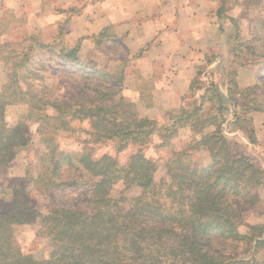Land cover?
Wrapping results in <instances>:
<instances>
[{"label":"trees","instance_id":"obj_1","mask_svg":"<svg viewBox=\"0 0 264 264\" xmlns=\"http://www.w3.org/2000/svg\"><path fill=\"white\" fill-rule=\"evenodd\" d=\"M218 2L215 17L229 20L239 40L238 22L226 14L228 0ZM5 15L13 18L12 13ZM7 17L0 18V37H5L0 41V61L7 68L0 93V168L34 150L29 130L36 126L42 148L36 149L38 170L30 175L34 190L46 194L65 186L62 170L69 167L81 178L87 176L92 192L86 209L53 207L43 212L31 202L30 192L14 188L0 211V264H264L259 257L264 224H247L244 215L247 207L264 200V167L243 154L224 130L230 105L239 106L234 92L250 93L264 86L240 90L237 72L231 69L224 93L214 81H202L198 71L189 87L192 101L166 113L169 119L162 125L140 116L133 102L122 97L114 102L120 90L108 85L86 86L94 102L52 98L41 69L31 65L33 55L49 46L35 34L11 39L13 22ZM116 37L114 27H107L97 34V44ZM238 48L236 44L232 49L236 58ZM78 52L79 46L59 50L72 62L79 61ZM212 63L211 57L207 64ZM118 75L112 80L122 86L126 69ZM141 96L153 106L151 93ZM110 101L114 103L104 105ZM250 102L256 105L248 107L249 113L263 111L256 98ZM17 105L27 111L8 125L6 107ZM234 115L237 131L247 132L256 143L254 130L244 123L252 119L242 120L237 111ZM73 121L89 124L77 151L64 149L58 140L62 132L74 130ZM184 128L192 133L189 141L172 151L165 162L166 177L157 181L158 162L146 156V149L170 146ZM103 145H111L116 154L95 157L96 146ZM133 147L122 164L120 155ZM201 151L210 157L206 166L193 162ZM121 182L124 189L115 195L114 186ZM34 224L39 225L37 237L49 243L42 255L24 252L16 241L18 227ZM182 230L190 235L183 237Z\"/></svg>","mask_w":264,"mask_h":264},{"label":"rangeland","instance_id":"obj_2","mask_svg":"<svg viewBox=\"0 0 264 264\" xmlns=\"http://www.w3.org/2000/svg\"><path fill=\"white\" fill-rule=\"evenodd\" d=\"M92 1L95 2V0H0V18H6V13L8 16L13 14V18L7 17V20L11 19L13 22L11 28L14 31L9 33L11 39L19 40L24 34H35L49 46L44 50H38L33 55L31 65L41 69L40 73L50 97L75 102H94L86 86L93 88L108 85L120 90L114 102H118L122 97L125 101L135 104L140 116L156 120L160 125L166 124L169 119L166 113L177 111L192 101L188 95L189 90L181 97L180 104L175 109L165 111L161 106L154 104L149 106L148 99L141 98V94L144 92L146 95L150 93L152 95L157 84H160L157 78L161 77L164 66L154 69L156 75L150 65L142 64V49L149 44L142 43L144 46L141 47L131 36L132 34L126 33L124 28L121 32L115 31L116 38L105 39L103 44H97V34L91 32L94 20L83 15L86 6ZM209 3L214 5L215 12L219 5L218 0H209ZM226 14L238 22L239 40H235V29L229 20L209 17L208 24L203 28L206 43L199 46L200 38L184 36L186 42L182 57L174 59L173 63L176 64L175 66L182 65L183 73L188 77L193 76V79L198 71H202V81H214L224 93H227L226 85L231 69L237 72L236 82L240 90L249 89L256 84L264 86V0H228ZM4 39L5 37H0V41ZM236 44L239 45L238 58L232 51ZM76 46H79L78 62H72L60 56L61 48L70 49ZM211 57L213 63L209 66L207 60ZM81 64H84L86 68L83 69ZM122 68L126 69V75L123 85L119 86L112 77L118 79V72ZM94 69H97L99 73ZM128 72H131V75ZM166 74L164 72V75ZM6 82L7 68L5 69L0 61V93ZM234 93L239 106L234 108L230 105V112L226 116L224 125L225 133L233 138L243 154L254 158L264 167V90L256 89L250 93L235 91ZM187 95L188 99L184 100ZM251 98H256L257 104L262 105L263 111L249 113L248 107L256 105L251 104ZM114 102L110 101L104 105H111ZM227 104L229 105L228 102ZM26 111L27 107L24 105L7 106L5 112L7 124H14L17 117ZM235 111L242 120L252 119V123L251 121L244 123L245 126H249V129L254 130L256 143L250 142L247 132L237 131L238 127L236 128L233 124ZM73 127V131L62 132L58 140L64 149L77 151L82 141L87 138L85 132L89 124L73 121ZM35 133L36 126H32L29 136L33 140L34 150L30 154H19L8 165L0 168V211L5 207V203L11 200L14 188L30 192L31 202L43 212L53 207L86 209L92 192L91 182L87 176L81 178L77 171L69 167H64L62 170V182L67 183L65 186L46 194H40L34 190L30 175L38 170L37 160L40 152L36 149L42 148L40 139ZM191 135L189 129L184 128L179 131V135L172 140L170 146L160 149L151 146L146 149V156L158 162L157 181L166 177L165 162L170 158L172 151L185 145ZM153 140L159 141L157 136H154ZM96 147L94 156L97 158L106 154H116L111 145ZM134 149V147L130 148L120 155L122 164L127 162ZM192 159L194 163L202 166L210 163V157L205 151L195 154ZM123 189L124 185L121 182L114 186L113 193L118 195ZM137 193V190L132 191L133 195ZM262 196L264 198V194ZM263 211L264 200L256 206L247 207L244 210L245 222L252 225L264 224ZM38 228L39 225L34 224L16 229L17 244L24 252L42 255L49 247L46 239L37 237ZM181 235L188 237L190 234L188 230H182ZM259 257L264 259V251L259 254Z\"/></svg>","mask_w":264,"mask_h":264},{"label":"crops","instance_id":"obj_3","mask_svg":"<svg viewBox=\"0 0 264 264\" xmlns=\"http://www.w3.org/2000/svg\"><path fill=\"white\" fill-rule=\"evenodd\" d=\"M213 8L209 0H95L86 6L83 15L94 20L92 33L110 26L116 32L124 28L141 47L149 44L142 49L141 62L150 65L152 71L164 66L152 96L155 106L168 111L179 106L193 79L183 73L182 65L173 63L182 57L184 36H196L200 38L199 46L205 44L203 28L209 17H215Z\"/></svg>","mask_w":264,"mask_h":264}]
</instances>
